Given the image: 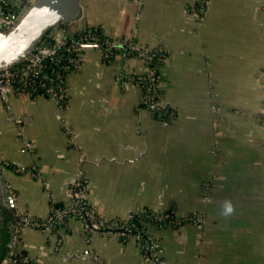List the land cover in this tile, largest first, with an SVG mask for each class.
Returning a JSON list of instances; mask_svg holds the SVG:
<instances>
[{
	"label": "crops",
	"instance_id": "0c3cea01",
	"mask_svg": "<svg viewBox=\"0 0 264 264\" xmlns=\"http://www.w3.org/2000/svg\"><path fill=\"white\" fill-rule=\"evenodd\" d=\"M197 2L80 0L75 22L167 47L160 87L172 122L142 106L141 87L93 46L67 75L65 109L46 94H14L10 108L0 97V163L17 167L3 176L23 264H152L135 237L86 231L74 217L54 230L19 221L67 202L81 173L106 217L145 205L200 216L155 231L168 264H264V0H208L201 13ZM125 67L147 69L139 56Z\"/></svg>",
	"mask_w": 264,
	"mask_h": 264
},
{
	"label": "trees",
	"instance_id": "16d2710c",
	"mask_svg": "<svg viewBox=\"0 0 264 264\" xmlns=\"http://www.w3.org/2000/svg\"><path fill=\"white\" fill-rule=\"evenodd\" d=\"M202 0H198L196 5V10L201 13L200 7H201ZM92 33L95 36L99 38L101 42H103L105 45L102 46H93L95 48H98L101 50L103 59L107 63H113V62H120V65L122 66L121 74L123 81H131L134 84H137L142 89V101L141 105L148 108V102L147 97L145 98V94L147 95L158 92L160 95L158 97L160 99H163V90L160 87V82L162 79L161 70L160 67L163 64V62L167 59L169 55V51L167 47L163 44H158L155 46H150L147 44H142L136 36L134 35H117V36H111L109 35L104 27L100 24H89L86 25H79V28L71 29L70 31H67L66 34L69 38H71V35L74 36V38L81 39L86 34ZM72 41V40H71ZM69 41L70 43H72ZM107 41H116V43L113 46H107ZM139 47V48H138ZM85 48L82 49V51H72L71 55L75 56L76 58H79L80 61L83 60V51ZM61 52L68 53L67 49H61ZM141 57L146 65L150 69H154V74L156 75V83L157 87H151V81L149 78H142L141 75H148L147 71L144 72H128V69L125 68V63L127 59L132 57ZM150 56V57H149ZM23 62H19L16 65H21ZM68 65V67L65 69L64 66ZM15 66V65H14ZM56 68H60L63 74L69 73L71 70L74 69L73 65L69 66V63L67 60L61 57L57 56H48L47 60L45 61L44 67L35 68L28 72V74H25V70H20L13 78V85L16 90L25 91L30 95V97H36L39 94H46V86L50 85L52 83L50 78L52 77V71ZM66 72V73H65ZM140 73V74H139ZM48 74V75H47ZM132 75H135L134 78H131ZM140 75V76H139ZM33 78V82L29 83L28 80ZM29 78V79H27ZM28 81V83H27ZM46 83L44 85L43 83ZM55 83V81H53ZM64 86L68 85L67 82V76L64 78ZM1 97V95H0ZM172 110V111H171ZM173 108H170L169 110H164L162 116L159 115L160 111L153 113L154 116H159L168 122H172L176 116V112H173ZM10 167L12 169H17L14 164L11 163H0V171L3 174V168ZM20 171V170H17ZM23 172V171H22ZM81 180L84 185L87 186V190L89 193V186L88 180L85 177L84 174L81 173L80 175ZM66 202L63 201H57L52 202L51 211L49 213V218L54 213V207L58 208H66ZM77 209L82 210L83 212L86 210H92L94 211V217L93 218H87V220H83V218L80 216L78 211H69L65 214V219H69L71 217L81 219L84 221V224L87 226V223H90L92 221L100 222L102 224L101 230H108L114 231L118 233L117 236L121 238L124 241L129 240L132 237H135L137 240H139L141 243L146 242L145 247L141 248V252L143 255L149 254L150 252L156 251L161 259H165L164 255L162 253L163 250V243H162V237L157 236L155 231L160 230L162 228L167 227H175L178 228L182 226L185 223L188 222H199L200 216L196 213H189L186 215H180L173 211L172 209H155L150 206H142L138 207L136 209H133L130 214L126 217L121 216H113V217H106L103 215L96 206H94L90 200L88 199V196L80 200V204L77 205ZM29 215V214H25ZM3 226L0 227V261L7 256L10 245L9 241L11 238V231H10V225L13 218H16L15 215L9 211L8 209L3 210ZM30 216V221L26 222L28 225H32L33 221H39V222H46L48 221V216L46 218H38L32 215ZM66 222V221H65ZM63 225L62 222L57 220L56 218L53 220V227L52 229H59ZM86 231L87 230L86 228ZM153 242L158 243V247L155 249L151 248V245ZM25 251L18 246L16 256L17 257H23L25 256ZM157 255V254H156ZM153 255V256H156ZM166 260V259H165Z\"/></svg>",
	"mask_w": 264,
	"mask_h": 264
},
{
	"label": "built area",
	"instance_id": "2783aa9c",
	"mask_svg": "<svg viewBox=\"0 0 264 264\" xmlns=\"http://www.w3.org/2000/svg\"><path fill=\"white\" fill-rule=\"evenodd\" d=\"M136 2H138V4H140V5L143 3L142 0H136ZM207 3H208V0H202L201 7L203 8ZM7 10H8L7 0H0V29H2V23H3L1 15L4 12H6ZM75 28H79V26L76 25L75 22L64 23L62 27H58L55 29L54 35H53V41L50 44V50L48 51L47 54L41 55L38 53V51L42 48V45H40L38 47V51H37L36 55L26 57L24 60L20 61V62H23L21 65L15 64V66L14 65L8 66V67L3 68L0 71V95H1V98L3 99V101L5 102V104L7 105L8 108H10L11 97L14 94L24 93V94L30 96L24 90L21 91V90H16L14 88L13 78L16 75V73H18V71L25 70L24 73L28 74L29 71H31L35 68H39V67L42 68L45 66V61L47 60L48 56H50V55L64 58L69 63V66L73 65L74 69H76V68H79L81 66L82 61H80L79 58H76L75 56L71 55L72 51H77V52L80 51L81 52L82 49L88 47V45H92V46L105 45L103 42H101L99 40V38L97 36H95L92 33L86 34L83 38L77 39V40L74 38L73 35H71V38H69L68 35L66 34V32L70 31L71 29H75ZM58 30L62 32L60 35H56V32ZM69 41H71L72 43H70ZM115 43H116V41H107L106 45L107 46H113ZM62 48L67 49L68 53H65V52L62 53L61 52ZM67 67H68V65L64 66L65 69ZM129 71L134 72V73L138 72L136 70H129L128 69V72ZM146 71L148 72V75H141V77L142 78L148 77L149 80L151 81V87H152V85H153V87L154 86L157 87L158 83H156V75L154 74V69H150L147 66ZM51 73H52V77L50 78V80H51L50 83H52V84L46 86V93L51 98H54L58 102L60 109L63 110L67 106V98H68V85L64 86L63 82H64V78H66V76L68 75V72L67 73L65 72L66 74H63L62 71L60 70V68L54 67V69ZM122 76L123 75L120 73L119 79H122ZM134 77H135V75L131 76V78H134ZM29 78H31V77H29ZM29 78H27V79H29ZM28 81H29V83H32L33 78H31ZM28 81H27V83H28ZM53 81H55V83H53ZM43 84L46 85L45 82ZM158 95H160V93L155 92L152 94H149V93L147 95L145 94V96H144L145 98L147 97L146 100L148 102V108L151 112H158V111L164 112V110L167 111L170 108H172L171 106L166 104L163 101V99H160L158 97ZM263 111H264V107H263ZM172 114H174V110H173ZM22 138H23V141L25 142L26 146L30 147L31 142L26 138L24 132H22ZM80 175L81 174L76 175L70 183V186H69L70 199L66 202L67 203L66 208L63 209V208L54 207V213L50 218L48 216V221L39 222V221H33L32 220L31 223L33 226L40 227V228H46V229H52L53 220L56 218L57 220H59L60 222H62L64 224L66 221L65 214L69 211H76L77 210L78 213L80 214V216L83 218V220H87V218H93L94 217V211H92V210H86L83 212L82 210L77 209V205L80 204V200L83 199L84 197L86 198L88 196L87 186L83 184ZM83 220H81V221L84 224ZM25 221L26 222L30 221V218L28 216H25ZM84 226L89 231H99V232H102V233L108 234V235H113V234L118 235V233L111 231L110 229L101 230L102 224L100 222L92 221L90 223H87V226L84 224ZM145 244H146V242H145ZM145 244L141 243L140 249L142 247L144 248ZM157 247H158V243L153 242V244L151 245V248L155 249ZM17 248H18V239H17L16 233L14 232V235L12 236V240H11V248H10L7 256L4 257L0 261V264H23L24 263V260H23L24 257L19 258L16 256ZM153 255H156V256H153ZM91 256L93 257L94 260L98 258L97 255L94 253H92ZM143 256L148 262H150L152 264H168L165 259L160 258V256L157 253V250L150 252L149 254H146Z\"/></svg>",
	"mask_w": 264,
	"mask_h": 264
},
{
	"label": "water",
	"instance_id": "95a60500",
	"mask_svg": "<svg viewBox=\"0 0 264 264\" xmlns=\"http://www.w3.org/2000/svg\"><path fill=\"white\" fill-rule=\"evenodd\" d=\"M14 5V8L1 15L0 71L28 56L36 55L40 45L42 48L38 53L47 54L55 29L82 18L80 0H19ZM159 115L162 116V112ZM1 207H6L13 214L16 212L14 196L0 171V209ZM22 219L25 220V217L19 218V221ZM15 227L14 224L11 229V240Z\"/></svg>",
	"mask_w": 264,
	"mask_h": 264
},
{
	"label": "rangeland",
	"instance_id": "374dc122",
	"mask_svg": "<svg viewBox=\"0 0 264 264\" xmlns=\"http://www.w3.org/2000/svg\"><path fill=\"white\" fill-rule=\"evenodd\" d=\"M143 1V0H142ZM14 8V7H13ZM12 9V8H11ZM10 9V10H11ZM9 9L7 10V11H10ZM76 22V21H75ZM68 97H69V95H68ZM67 102H68V98H67ZM152 113H155V112H152ZM162 114H163V112H162ZM138 207H142V206H138ZM138 207H136V208H138ZM135 208V209H136ZM0 212H1V209H0ZM0 215L2 216V214L0 213ZM157 235V234H156ZM158 236V235H157ZM139 241V240H138ZM139 245H140V247H141V242L139 241Z\"/></svg>",
	"mask_w": 264,
	"mask_h": 264
},
{
	"label": "clouds",
	"instance_id": "9594fccd",
	"mask_svg": "<svg viewBox=\"0 0 264 264\" xmlns=\"http://www.w3.org/2000/svg\"><path fill=\"white\" fill-rule=\"evenodd\" d=\"M231 210H232V209H231V205H228V206H227V211L230 212Z\"/></svg>",
	"mask_w": 264,
	"mask_h": 264
}]
</instances>
